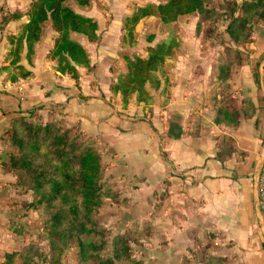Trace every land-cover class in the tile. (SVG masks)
<instances>
[{
    "label": "crops",
    "instance_id": "1",
    "mask_svg": "<svg viewBox=\"0 0 264 264\" xmlns=\"http://www.w3.org/2000/svg\"><path fill=\"white\" fill-rule=\"evenodd\" d=\"M31 1L0 0V190L14 189L4 182L13 179V174L3 169L11 146L9 130L17 118L34 112L44 121L83 130L82 135L95 140L92 146L98 150L112 148L116 153L113 159L122 162L133 180L149 190L154 186L155 192L170 201L172 223L184 225L183 240L191 244L211 240L214 246H209L208 252L227 256L226 264H264V229L255 188L264 153V20L253 27L249 56L239 66L234 64L238 67L227 80L230 89L224 87L235 97L236 105L229 110L239 112L238 120L215 123L217 108L226 106L221 100V94L226 93L213 88V79H218L217 74L212 76L217 58L210 52L199 54L201 33L196 32L195 23L186 20L196 18L198 12L171 22L181 38L177 39L179 50L166 57L156 71L160 83L157 88L148 87L149 100L138 102L132 94L124 104L120 92H112L110 85L126 71L124 56L147 55L145 50L137 53L141 44L137 28V43L130 46L123 42V16L131 9L127 7L122 16L113 18L118 25H111L90 3L72 6L97 22L95 40L70 33L86 51L87 47L95 51L94 59L87 51L90 68L75 65L79 74L75 81L58 72L56 57L48 56L57 35L50 20L44 22L33 43L30 59L22 39L14 60ZM107 1L109 6L111 0ZM186 28L192 30L191 39L183 36ZM166 38L160 35L156 42ZM114 59L115 68L110 62ZM21 71L29 74L23 76ZM244 100L251 105L249 116L241 110ZM4 202L0 199V209ZM9 239L0 225V242Z\"/></svg>",
    "mask_w": 264,
    "mask_h": 264
},
{
    "label": "trees",
    "instance_id": "2",
    "mask_svg": "<svg viewBox=\"0 0 264 264\" xmlns=\"http://www.w3.org/2000/svg\"><path fill=\"white\" fill-rule=\"evenodd\" d=\"M65 0H36L30 4L28 21L23 26L22 34L17 40L13 52L18 57L19 43L25 39L27 58L33 52V43L38 40L43 30V23L50 20L51 27L57 35L48 56L57 61V71L70 75L75 81L79 74L75 65L90 68V59L85 48L70 36L71 32L84 35L88 40L97 38V22L88 16L75 12L64 4ZM79 5H87L90 0H75ZM211 0H166L160 3H147L137 6L123 21L125 30L123 42L133 46L136 24L148 16H157L163 23L174 22L179 16L199 12H212ZM211 11V12H210ZM15 13L14 16H17ZM208 17V16H207ZM264 20V0H243L237 8V14L232 12L225 27L232 41L239 42L246 38L245 31L252 26V21ZM154 34L146 37L152 42ZM178 41L172 36L170 41H158L146 47L145 57L124 56L126 72L117 76L111 83L112 92H120L122 101L126 104L132 94L138 102L146 103L150 98L148 87L157 88L159 79L156 71L166 57L175 54ZM231 64L218 65L217 78L226 82L229 78L227 68ZM20 67V66H19ZM21 71V75H28ZM249 102H244L241 110L244 116L251 114ZM239 112L229 110L226 106L217 108L214 115L215 123L232 124L238 120ZM12 143L19 147L18 155L10 157L9 167L23 171L29 178L31 190L38 203H44L52 209L48 218L47 238L50 251L60 244H67V239L76 236L79 240V258L84 260L103 248L105 240L103 231L95 228L92 219L94 209L101 204L103 192L100 179L102 166L100 154L92 147L85 145L70 132L52 121L25 120L17 118L11 129ZM92 234L89 240L82 236ZM128 253V245L124 238L115 237L111 254L99 257L98 264H116ZM13 253L6 255L11 261ZM25 261L29 264L28 251H24Z\"/></svg>",
    "mask_w": 264,
    "mask_h": 264
},
{
    "label": "rangeland",
    "instance_id": "3",
    "mask_svg": "<svg viewBox=\"0 0 264 264\" xmlns=\"http://www.w3.org/2000/svg\"><path fill=\"white\" fill-rule=\"evenodd\" d=\"M164 1L166 0H111L109 4L110 8L106 4L108 3L107 0H95L89 3L93 8L96 6L98 10L100 9L99 11L103 14L102 17L105 23L111 20L109 22L113 25L117 24L115 20L113 21V18L122 16V13L125 12L127 7L133 11L139 2L140 4L142 3L141 5H144L150 2L160 3ZM242 1L211 0L209 4L212 12L210 11L211 13H208V17L205 13L198 12L195 14L196 18L186 19L187 22L195 23L197 26L196 32L198 34L201 33L199 39L201 41L199 43V54L204 55L206 52H210L214 58H217V62L213 65L212 76L217 74L218 65L222 62L224 64H231L227 68V73L231 79V74L235 71V68L252 51L250 42L252 41L251 35L254 31L253 27H258L257 24L263 20L252 21L253 26L245 31L246 38L239 42L232 41L225 31L232 12L237 14V8ZM32 2L33 0L30 4ZM75 3L78 4L75 0L64 1V4L70 8L72 6L74 7ZM125 17L123 16V18ZM95 18L100 23L99 15ZM135 28H137L136 33H138L137 36H139L141 43L137 49V53L146 51V47L156 43L160 35L167 37L165 41H170L172 36L176 39H181L176 34V24H172L171 22L163 23L157 16H151L139 21ZM191 31V29L186 28L183 36L190 38L192 36ZM151 33L154 34V39L152 42H148L146 37ZM169 33L172 34L169 35ZM77 35L82 37L81 34ZM137 36L134 29L133 38L136 43L138 41L136 40ZM86 41L87 43H91L87 39ZM179 45L176 52L179 50ZM210 45H218L220 48L214 50V47H210L209 50ZM87 48L89 56L94 59L95 51L91 47ZM116 61V59L110 61L113 63L112 66L114 68L117 67ZM235 62L238 63L236 67L234 66ZM229 78L228 80H230ZM218 80L213 79V82H216L213 88L219 91L222 90V93H226V88L224 87L226 85L229 90L231 82H221ZM221 95L223 96L221 100L226 103V107H235V97L231 96V92ZM243 102L248 101L244 100ZM23 118L25 120L39 119L41 122H44L41 116L34 112H31L29 117ZM55 124L67 129L72 137L92 147L100 154L102 166L100 184L103 197L101 204L94 209L91 217L95 222V228L103 231L105 243L101 250L92 252L94 254H91L90 257L84 260L79 258V240L76 236L69 237L67 244H60L56 250L50 251L47 232L49 213L52 209L44 203L37 202V197L31 190L29 178L23 171L14 170V168L9 167L10 157L13 154L18 155L20 152L19 147L12 143L10 135L11 127L9 130L11 146L8 151V160L3 164V169L13 174V179L9 182H4L9 187H14V189L0 190V199L5 201L0 209V225L10 235V239L5 244L0 242V264H22L25 261L24 251H28L29 253V264H98L99 257H105L111 254L112 243L115 237L124 238L128 245L127 255L117 261L116 264L227 263V256H211L208 252L209 246L213 245L211 240H197L196 244H191L188 240H183V236L185 235L183 233L184 225L181 223H172L170 201L168 202V200L162 198L160 194L155 192L154 186L151 187L148 185L147 187L153 188V190H149L145 186L141 187L138 180H133L129 170L124 168L125 166L123 167L122 162L118 163L116 159H113V155L116 153H113L112 148L98 150L92 146L93 141L94 143L96 141L90 139V136L85 137L84 134L83 136V130H80L81 133L70 127H65L57 121ZM100 147L102 146L100 145ZM163 199L168 202L167 206H165L166 202ZM91 237L92 234L88 236L83 235L82 240H89ZM8 253H13L9 263L6 257Z\"/></svg>",
    "mask_w": 264,
    "mask_h": 264
},
{
    "label": "built area",
    "instance_id": "4",
    "mask_svg": "<svg viewBox=\"0 0 264 264\" xmlns=\"http://www.w3.org/2000/svg\"><path fill=\"white\" fill-rule=\"evenodd\" d=\"M255 188L258 199V210L260 213L262 227L264 229V153L260 159Z\"/></svg>",
    "mask_w": 264,
    "mask_h": 264
}]
</instances>
